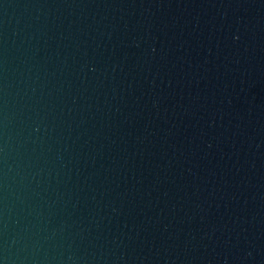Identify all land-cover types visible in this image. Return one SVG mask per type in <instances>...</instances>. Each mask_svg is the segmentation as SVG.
I'll return each mask as SVG.
<instances>
[{
  "label": "water",
  "instance_id": "1",
  "mask_svg": "<svg viewBox=\"0 0 264 264\" xmlns=\"http://www.w3.org/2000/svg\"><path fill=\"white\" fill-rule=\"evenodd\" d=\"M0 264H264V0H0Z\"/></svg>",
  "mask_w": 264,
  "mask_h": 264
}]
</instances>
